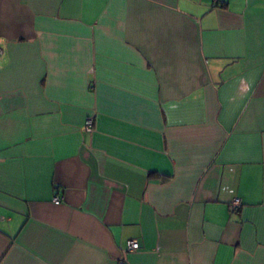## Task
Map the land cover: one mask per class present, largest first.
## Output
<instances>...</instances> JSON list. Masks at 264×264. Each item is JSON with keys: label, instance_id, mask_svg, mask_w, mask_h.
<instances>
[{"label": "crops", "instance_id": "0c3cea01", "mask_svg": "<svg viewBox=\"0 0 264 264\" xmlns=\"http://www.w3.org/2000/svg\"><path fill=\"white\" fill-rule=\"evenodd\" d=\"M120 263L264 264V0H0V264Z\"/></svg>", "mask_w": 264, "mask_h": 264}, {"label": "built area", "instance_id": "2783aa9c", "mask_svg": "<svg viewBox=\"0 0 264 264\" xmlns=\"http://www.w3.org/2000/svg\"><path fill=\"white\" fill-rule=\"evenodd\" d=\"M92 122H93V120H92L91 117H87V118L85 119V127H86L87 130H90V128H91V126H92ZM58 202H59V199L56 198V197H54V198H53V203H58ZM238 205H239V200H238V198L233 199V200H232V203H231V207H232L233 209H236V208L238 207ZM136 248H138V243H137V241H135L134 239H131V240L126 241V247H125V250H127V251H131V250H134V249H136ZM120 264H122V263H120Z\"/></svg>", "mask_w": 264, "mask_h": 264}]
</instances>
